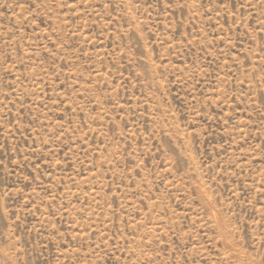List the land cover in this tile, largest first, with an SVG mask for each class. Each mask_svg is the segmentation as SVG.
<instances>
[{"label":"rangeland","instance_id":"rangeland-1","mask_svg":"<svg viewBox=\"0 0 264 264\" xmlns=\"http://www.w3.org/2000/svg\"><path fill=\"white\" fill-rule=\"evenodd\" d=\"M0 264H264V0H0Z\"/></svg>","mask_w":264,"mask_h":264}]
</instances>
